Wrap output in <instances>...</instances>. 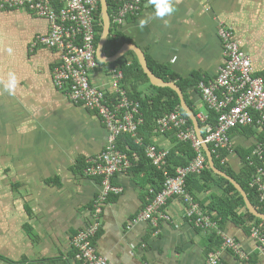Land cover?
Listing matches in <instances>:
<instances>
[{
	"label": "crops",
	"instance_id": "0c3cea01",
	"mask_svg": "<svg viewBox=\"0 0 264 264\" xmlns=\"http://www.w3.org/2000/svg\"><path fill=\"white\" fill-rule=\"evenodd\" d=\"M175 6L169 27L159 19L139 27L141 19L154 14L146 2L122 29L145 54L179 76L199 73L213 80L225 63L219 34L225 24L264 76V0H176ZM48 32L47 20L0 7V77L14 72L19 81L14 95L0 86V264H79L73 241L92 224V205L102 191L99 180L85 176L79 164L105 150L108 131L96 114L56 86L54 67L61 54L48 47L32 49L35 38ZM110 81L103 69L93 74V82L106 90ZM148 89V84L139 87ZM190 100L200 112L208 111L197 89L190 91ZM261 134L233 135L228 162L234 171L245 167L239 150L257 147ZM152 142L169 151L174 147L169 137L154 136ZM132 162L127 175L114 179L122 194L112 195L104 208L95 241L99 253L110 264H205L214 234L189 223L180 200L169 205L172 223H161L157 230L149 223L134 224L149 199L135 172L137 154ZM222 195L215 188L198 200L208 207ZM224 232L243 246L250 264H264L246 228L229 222ZM223 264L246 263L227 252Z\"/></svg>",
	"mask_w": 264,
	"mask_h": 264
},
{
	"label": "built area",
	"instance_id": "2783aa9c",
	"mask_svg": "<svg viewBox=\"0 0 264 264\" xmlns=\"http://www.w3.org/2000/svg\"><path fill=\"white\" fill-rule=\"evenodd\" d=\"M115 7L110 14L113 26L123 27L129 18L140 14L147 0H111ZM0 7L10 10H26L49 22V32L39 35L32 43V49L48 47L61 54L54 67V82L74 103L96 112L108 131L105 150L87 161L85 176L102 180V191L94 200L92 224L79 232L73 241L76 259L81 264H110L103 257L95 240L103 226L104 208L112 195L122 194L114 179L127 175L133 165L129 157L118 150V139L130 135L137 144L143 140L138 136L144 124L141 105L129 97L124 84V72L120 66H105L97 57V23L100 0H0ZM220 38L224 44L225 63L219 75L200 84L203 100L210 110L218 113V122L212 124L210 113L201 112L197 119L202 125L206 142L213 147V154L221 149L234 151L232 133L234 130L255 127L264 132V76L255 71L252 58L236 41L233 32L225 24L220 25ZM99 69L107 72L111 89L97 86L93 74ZM113 96V97H112ZM175 131L178 140L191 143L195 157L186 167L176 170L170 177L166 168L170 151L156 144L148 145L146 157L166 177L161 191L149 189V204L134 222L149 223L155 230L161 223H172L168 211L173 200H180L185 208V218L196 229L215 233L223 246L207 255L205 264H223L225 253H231L243 263L250 261V255L234 238L228 236L221 225L211 218L187 191L191 176H201L210 168L208 155L199 141L195 129L188 125L180 110L161 117L155 127L156 136L167 137ZM258 153L262 165L252 186L257 188L264 202V144L259 143ZM158 233V232H157ZM252 239L264 258V232L254 228Z\"/></svg>",
	"mask_w": 264,
	"mask_h": 264
},
{
	"label": "trees",
	"instance_id": "16d2710c",
	"mask_svg": "<svg viewBox=\"0 0 264 264\" xmlns=\"http://www.w3.org/2000/svg\"><path fill=\"white\" fill-rule=\"evenodd\" d=\"M108 1L109 13L112 14L115 5L111 0ZM122 28L123 27L111 26V34L104 49L106 55L109 57L115 55L125 43H132L131 38L125 34ZM102 34L103 21L101 17V7H99L96 38L97 46L100 42ZM146 58L149 68L158 78L162 79L166 83H175L181 88L188 105L193 110L195 115L198 116V114L201 112L194 107L193 102L190 100V91L193 89L200 91V84L204 81H208V79L199 73L194 74L189 78L181 77L176 74L169 66L156 62L148 54H146ZM101 64L105 66H120V69H122L124 72V84L128 89L129 97L132 100L139 102L141 105L144 124L140 128L138 136L143 140V143L139 145L134 138L125 134L118 139L117 145L118 150L121 153L127 155L131 162L133 161L134 154L139 156V170L135 172H137L139 176H142L141 178H138V182L142 189L145 190L144 195L147 200L149 198L148 190L151 187H155L157 191H161L166 181L164 172L158 171L151 164L150 160L145 154L146 146L155 144L152 142V138L156 136L154 133V127L157 121L168 113H171L175 110H180L183 116L187 119L188 125L192 128H194L193 123L187 114L182 110L181 100L177 92L169 88H160L151 85L150 80L144 73V70L142 69V66L140 65L137 55L134 51H129L115 63L101 62ZM141 84H148V91H140L139 87ZM207 112L210 113L212 124L216 125L219 117L218 113L214 110H210L209 108ZM93 113L97 115L96 112ZM235 133H242L252 136L257 135L259 130L255 127L239 128L233 131L232 137ZM167 137L171 139L174 147L170 151L166 170L170 177H175L176 170L180 167L188 166L195 157V152L191 143H183L178 140L177 133L175 131L169 132ZM260 137V143L264 144V132H262ZM258 146L250 150H239L245 160V167L241 173H237L230 166L228 159L231 155V152L229 150L221 149L215 152L214 158L217 166L242 185L256 209L261 214H264V202H262L261 194L257 188L252 186L254 178L256 177L259 168L262 165V160L258 153ZM212 149L214 150L213 147ZM88 160L81 161L79 164V170L84 175ZM97 180H99L100 184H102L101 179ZM215 188L221 189V191H223V195L215 196L212 204H210L208 207L205 206L206 203H200L198 197L200 195L212 192ZM187 191L190 196L193 197L194 201L199 204L209 216H211L213 221L221 225V229L223 231L227 223L234 222L236 225L246 228L250 235L252 234V230L254 228H260L264 232V222L256 219L249 213L245 199L242 197V194L238 191L236 186L229 180L216 175L211 170V168L206 169L201 176H191L187 181ZM99 195L100 194H98V196ZM148 204L149 201L147 202V205ZM213 234L212 243L215 244V246L214 248L210 249L209 253L217 249H221L223 246V243L221 239L218 238V235L215 233ZM99 235L100 233L98 236ZM252 260L253 259L250 258V261L246 264H250Z\"/></svg>",
	"mask_w": 264,
	"mask_h": 264
},
{
	"label": "water",
	"instance_id": "95a60500",
	"mask_svg": "<svg viewBox=\"0 0 264 264\" xmlns=\"http://www.w3.org/2000/svg\"><path fill=\"white\" fill-rule=\"evenodd\" d=\"M100 6H101V17L103 21V34L100 39V42L97 47V57L101 62L104 63H115L118 60H120L124 55H126L129 51H134L137 55L138 61L140 65L142 66V69L144 70V73L148 76L150 83L152 86L160 87V88H169L177 92L178 96L181 100V108L182 110L187 114V116L190 118V120L193 123V126L195 128V132L197 134V137L199 141L202 143L203 149H205L211 170L218 176H221L230 182H232L238 191L242 194V197L245 199L247 209L251 215H253L256 219L261 220L264 222V214H261L256 207L253 205L252 201L250 200V197L248 193L245 191V189L242 187V185L236 181L232 176H230L228 173L221 170L215 161L214 154L212 151L211 146L206 142L205 136L202 131L201 123H199L197 116L193 112V110L188 105L184 93L181 90V88L175 84V83H166L162 79L158 78L149 68L148 61L146 58V54L144 52V49L138 46L135 43H125L119 51L113 55V56H107L105 55L104 49L105 45L108 42V38L111 34V19H110V13H109V1L108 0H100Z\"/></svg>",
	"mask_w": 264,
	"mask_h": 264
},
{
	"label": "clouds",
	"instance_id": "9594fccd",
	"mask_svg": "<svg viewBox=\"0 0 264 264\" xmlns=\"http://www.w3.org/2000/svg\"><path fill=\"white\" fill-rule=\"evenodd\" d=\"M147 4L154 9V14L141 19L139 27L144 29L152 19H159L164 22L165 27H169L170 20L168 18L173 16L178 10L175 6L176 0H147ZM9 52H11V49H9ZM18 84L19 81L14 72H9L6 78L0 77V86L10 95L15 94Z\"/></svg>",
	"mask_w": 264,
	"mask_h": 264
},
{
	"label": "rangeland",
	"instance_id": "374dc122",
	"mask_svg": "<svg viewBox=\"0 0 264 264\" xmlns=\"http://www.w3.org/2000/svg\"><path fill=\"white\" fill-rule=\"evenodd\" d=\"M132 18H133V17H132ZM129 19H130V18H129ZM129 19H128V20H129ZM112 26H113V25H112Z\"/></svg>",
	"mask_w": 264,
	"mask_h": 264
}]
</instances>
